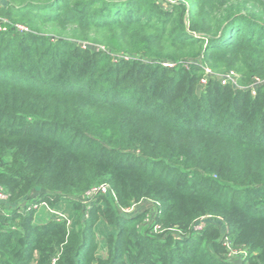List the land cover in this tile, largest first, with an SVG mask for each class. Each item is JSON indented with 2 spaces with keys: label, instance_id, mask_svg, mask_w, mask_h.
Returning a JSON list of instances; mask_svg holds the SVG:
<instances>
[{
  "label": "trees",
  "instance_id": "trees-1",
  "mask_svg": "<svg viewBox=\"0 0 264 264\" xmlns=\"http://www.w3.org/2000/svg\"><path fill=\"white\" fill-rule=\"evenodd\" d=\"M6 3L29 31L0 33V189L17 205L0 207V264H232L218 223L240 264H264V0ZM205 69L241 88L199 91ZM100 184L114 197L86 199ZM141 200L158 205L142 231L118 210ZM62 201L76 230L35 222Z\"/></svg>",
  "mask_w": 264,
  "mask_h": 264
},
{
  "label": "built area",
  "instance_id": "built-area-1",
  "mask_svg": "<svg viewBox=\"0 0 264 264\" xmlns=\"http://www.w3.org/2000/svg\"><path fill=\"white\" fill-rule=\"evenodd\" d=\"M6 26H9V27H12L14 29L15 32H18V33H27L28 32V29L23 27V26H19V25H11L7 20H4V19H0V33H4V32H7V27ZM163 66L164 67H173V64L171 63H163ZM214 79L216 80L217 82H219L222 86H226V85H230L232 86L233 88H241L238 84V79H239V76L233 72H230V73H227V74H224V75H214L210 72V70L208 69H205L204 70V76L201 78L200 82H199V88L198 90L200 91L201 89H203L207 83V81L209 79ZM262 81H260L259 79H253L251 81V83L246 87L247 90H249L251 92V95H254L256 93V90L262 85ZM106 196V197H114L110 187L108 184H100L98 186H95L93 187L92 189H90L86 194H85V198L86 199H91L93 197H96V196ZM7 200V194L2 190L0 189V201L2 200ZM141 201H144V200H141ZM140 202V201H139ZM154 204V203H153ZM155 205V204H154ZM157 205V204H156ZM43 206L47 209H52V208H57V207H49L47 206L46 204H43ZM137 207H138V202L136 203H133L131 204L129 207L127 208H119V212L122 214V215H125V216H134L136 215V210H137ZM158 207V205H157ZM158 209V208H157ZM157 213V212H156ZM52 215H50V217H54L56 220H61V221H66L67 224L70 226L71 224V221H70V218L65 214V213H62V212H52L51 213ZM209 219H212L211 217H202L200 218L199 222L197 224H194L193 228L195 230H200L203 226H204V222L205 220H209ZM217 221L221 222L220 219H217ZM219 226L222 228L223 230V235H222V244L223 246L226 248V257L228 258L229 256L233 255L234 252H235V249L236 250H240L242 251L244 248H234L233 247V244L231 242V240L227 237V232H226V228L224 225H222L221 223H219ZM155 231H159L160 230V227L159 226H156L154 228ZM244 254V253H243ZM246 255H244L243 257H245ZM242 257V258H243Z\"/></svg>",
  "mask_w": 264,
  "mask_h": 264
},
{
  "label": "rangeland",
  "instance_id": "rangeland-1",
  "mask_svg": "<svg viewBox=\"0 0 264 264\" xmlns=\"http://www.w3.org/2000/svg\"><path fill=\"white\" fill-rule=\"evenodd\" d=\"M159 3L162 9H166L168 7L163 2H159ZM29 203H32V202H30L27 199H23L21 200L19 206L23 207V206L28 205ZM0 207L4 208L5 210H11L13 208H16L17 205L10 203L8 200L5 199V200L0 201ZM35 208H36L35 222L40 223V222L45 221L50 215H52L51 214L52 212H58V213L62 212V213H65L70 218L71 224L69 228L71 230H76L78 228L77 213L71 209V206L67 201H64V202L62 201L57 206V208L47 209L43 206V204L39 206L37 205L35 206ZM157 208L158 207L156 204L154 205L151 201H148V200L138 202L136 213L137 214L142 213L145 216L143 217V220L139 224L140 231H142L144 228H147L149 226V224L151 223V220L153 219V217L155 216L158 210ZM156 232L159 233L158 230ZM113 235H114V232L112 231V229L109 226H107L103 221H100L98 223L97 227L95 228V239L98 244V251H97L98 256L104 257L106 253V249H107L106 241L110 236H113ZM246 254H247V251L245 249H243L242 251H240L239 249L238 250L235 249L234 254L229 256L227 259L232 264H240L242 257Z\"/></svg>",
  "mask_w": 264,
  "mask_h": 264
},
{
  "label": "crops",
  "instance_id": "crops-1",
  "mask_svg": "<svg viewBox=\"0 0 264 264\" xmlns=\"http://www.w3.org/2000/svg\"><path fill=\"white\" fill-rule=\"evenodd\" d=\"M6 0H0V8L6 6ZM44 222V221H43ZM38 223V222H37ZM41 223V222H40Z\"/></svg>",
  "mask_w": 264,
  "mask_h": 264
}]
</instances>
